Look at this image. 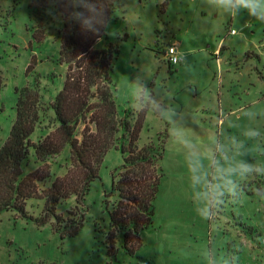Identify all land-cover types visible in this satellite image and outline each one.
Listing matches in <instances>:
<instances>
[{"label":"rangeland","instance_id":"obj_1","mask_svg":"<svg viewBox=\"0 0 264 264\" xmlns=\"http://www.w3.org/2000/svg\"><path fill=\"white\" fill-rule=\"evenodd\" d=\"M114 1L106 38L96 46L119 49L111 71L116 103L121 115L127 108L136 116L145 110L140 145L164 143L153 225L133 254L122 248L121 236L109 252L112 175L123 159L112 148L85 197L79 232L62 239L52 223L39 226L36 219L3 212L0 264H264L259 5L253 10L236 0ZM60 27L57 18L43 31L36 27L28 0H0V147L16 118L17 89L40 81L47 101L61 88L67 68L57 62ZM36 28L45 32L41 42ZM172 43L184 56L181 65L169 66L163 58ZM67 149L56 163L66 162ZM75 205L71 197L57 212L67 216ZM42 208L43 202L29 201L26 210L37 218Z\"/></svg>","mask_w":264,"mask_h":264},{"label":"trees","instance_id":"obj_2","mask_svg":"<svg viewBox=\"0 0 264 264\" xmlns=\"http://www.w3.org/2000/svg\"><path fill=\"white\" fill-rule=\"evenodd\" d=\"M28 2L36 27L42 26V31L46 23L55 18L60 21L57 62L67 70L61 88L47 101L40 81L16 90V118L0 147V215L14 212L36 219L39 226L52 223L62 239L77 234L83 226L90 185L99 177L106 154L116 148L123 159L112 175L115 201L109 212L108 248L114 252L121 236L122 248L133 254L140 236L153 225L155 201L164 177L159 164L164 143L140 145L144 109L137 116L129 108L122 115L118 111L111 71L119 49L112 43L96 46L106 38L115 1ZM42 31H35L38 42L45 37ZM32 66L33 62L26 72ZM1 90L0 81V94ZM36 131L41 134L34 139ZM66 148V162L56 163ZM59 170L64 173L59 175ZM71 197H75L76 205L68 215L58 213V205ZM29 201L43 202L37 218L28 215Z\"/></svg>","mask_w":264,"mask_h":264},{"label":"built area","instance_id":"obj_3","mask_svg":"<svg viewBox=\"0 0 264 264\" xmlns=\"http://www.w3.org/2000/svg\"><path fill=\"white\" fill-rule=\"evenodd\" d=\"M237 32L231 30L230 34L235 35ZM163 58L168 63L169 66H178L184 62V56L178 48V44L172 43L167 46L163 52Z\"/></svg>","mask_w":264,"mask_h":264},{"label":"clouds","instance_id":"obj_4","mask_svg":"<svg viewBox=\"0 0 264 264\" xmlns=\"http://www.w3.org/2000/svg\"><path fill=\"white\" fill-rule=\"evenodd\" d=\"M236 2L253 10L258 4L261 14H264V0H236Z\"/></svg>","mask_w":264,"mask_h":264},{"label":"crops","instance_id":"obj_5","mask_svg":"<svg viewBox=\"0 0 264 264\" xmlns=\"http://www.w3.org/2000/svg\"><path fill=\"white\" fill-rule=\"evenodd\" d=\"M220 46V45H219ZM220 50V47H218L217 49H216V51H215V53H217L218 54V51Z\"/></svg>","mask_w":264,"mask_h":264}]
</instances>
